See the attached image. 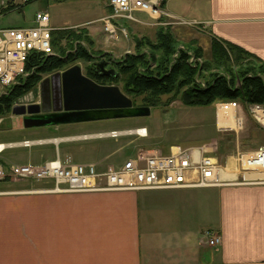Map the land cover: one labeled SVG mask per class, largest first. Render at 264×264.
Instances as JSON below:
<instances>
[{"label":"crops","instance_id":"crops-1","mask_svg":"<svg viewBox=\"0 0 264 264\" xmlns=\"http://www.w3.org/2000/svg\"><path fill=\"white\" fill-rule=\"evenodd\" d=\"M153 1L170 21L182 22L169 26L170 31L193 30L200 46L207 43L208 49L211 39L230 42L264 63V0ZM102 5L100 18L90 21L100 26L89 28L88 22L80 27L99 46L104 41L99 21L110 12L108 0H102ZM4 6H0L1 13L9 12ZM133 15V24L123 20L117 21V26L130 34L151 29L156 39L161 28L158 20L141 12ZM223 115L218 127H237L230 112ZM19 126H10L9 131H16L11 138L0 136V146H5L0 166L5 169L61 161V144L131 131L96 132L94 124L85 123L51 131L62 135L29 139V135L46 130H21L22 118ZM78 129L84 132L64 134ZM23 142L43 148L29 153L24 163L4 156L6 150L22 148ZM103 150L99 157L81 164L92 163L100 172L107 170L109 167L103 166L107 149ZM37 154L39 159L34 162L32 155ZM51 189V182H0V264H264V185L209 189L199 205L203 204L205 217L212 205L216 214L204 226L197 220V197L188 191L194 189L118 193H55ZM206 230L218 232L221 245L210 248L204 243Z\"/></svg>","mask_w":264,"mask_h":264},{"label":"built area","instance_id":"built-area-1","mask_svg":"<svg viewBox=\"0 0 264 264\" xmlns=\"http://www.w3.org/2000/svg\"><path fill=\"white\" fill-rule=\"evenodd\" d=\"M17 1L9 0L6 10H19L18 6H23L28 0H21L22 5L17 4ZM108 5L110 12L101 18V23L110 40L119 41V34L125 36V28L120 29L117 21H134L135 12L148 14L158 21L163 15L159 3L153 0H108ZM181 23L177 20L169 23L160 21L159 25L168 28L169 25ZM194 26L201 27L198 24ZM54 31L56 29L50 25L49 14L42 11L34 15L31 27L0 29V90L3 94L19 84V79L27 77L25 66L32 54L55 55L52 46ZM29 104L37 103H34L32 98L27 103L19 99L12 108ZM214 108L219 133L237 132L242 129V118L238 112L242 111L240 103L219 102L215 103ZM245 111L264 133V105H247ZM224 112L233 115L236 128L218 127L219 117ZM140 130L145 134L141 135ZM122 134L147 137L145 129L127 133L112 132L108 136L116 139ZM219 142L212 140L208 144L186 148L174 145L166 152L157 147L140 148L121 165L102 172L93 164H63L59 159L39 166L21 165L8 169L0 166V182H51L52 189L49 191L55 193L153 192L264 185V145L244 152L236 145L232 156L220 161ZM21 145L25 148L31 146L29 142H23ZM2 147L0 153L5 148ZM203 241L210 248L221 245V237L214 230L204 231Z\"/></svg>","mask_w":264,"mask_h":264},{"label":"rangeland","instance_id":"rangeland-1","mask_svg":"<svg viewBox=\"0 0 264 264\" xmlns=\"http://www.w3.org/2000/svg\"><path fill=\"white\" fill-rule=\"evenodd\" d=\"M8 1L9 0H0V3L5 5V9L8 5ZM17 4L22 5L23 2L21 0H18ZM40 11L47 12L49 14L51 26L57 27L59 30L69 29L76 31L78 28L84 26V24L100 18L99 15L102 14L103 5L102 0H32L28 4L24 5L20 11L13 9L12 11L1 13L2 11L0 10V28L6 29L29 27V20H31L34 15ZM164 16V14L161 15L162 18ZM169 18L170 16L168 17L166 15L163 21L159 20L156 23L157 26L163 27L159 25L160 21L169 23ZM134 21H136L135 18ZM134 21L127 22L133 24ZM99 22L102 26L101 19ZM86 25H89V28L100 26L96 24V22H90ZM164 28L169 29V27ZM179 30L180 31L177 33L170 31L172 36H174L175 38L176 46L178 49L182 50L185 48L188 49L200 47L202 48L204 55V60H200L201 64H206V62H208V59L209 61H211L209 58L210 49H208L207 43H203V46H200V42L192 33L193 30H185V28H180ZM99 32V35L104 40L103 43H101V46H99L96 41L93 43L91 38V43L88 45L84 44V42L82 41L77 43L81 44L84 48H88V50H90L89 52L96 57L93 60V63H108L109 69L114 70L115 72L118 71L116 67L117 63H119L124 55L128 53H125V51H131L129 54L135 53L133 45L136 38L141 39L142 36H144L152 38L151 40L153 42L155 41L154 31H152L151 29L146 30V32L144 33H142V31H135V34H130L128 30H126L125 36L119 34V41L110 40L108 38V35L105 33L104 28H101ZM76 45L77 44H75V46ZM106 52H108V56L105 55ZM209 64L210 68L209 70H207L210 73H215L217 71L221 72L220 69L213 68V65H211V63ZM91 65L92 63L77 61L68 68H65L64 70H61L59 72H63L73 66H77L81 69V72L84 76L89 77L88 72ZM205 75H208V72ZM49 76L50 75L44 77L42 80ZM114 85L118 86L121 92L125 95L123 91L124 87L120 82L114 84H106L105 86ZM2 92L3 91L0 90V96L3 95ZM127 97L132 101L134 108L143 107L141 106L140 97H138V99H134L130 96ZM31 98L34 103H40L39 85L29 94L21 98V100L27 103ZM170 98L171 97L168 96L163 97L162 101H167V105L151 108V113L148 117H127L117 118L115 120L108 119L86 122L94 124V126H96V130L93 131L96 132L127 131L129 129L133 131V129H139L140 127H142L148 131L147 137L141 138L137 137L135 134H125L119 136L118 138H116V140L111 139L108 136L97 139L72 141L68 144H61V162L63 164H81L84 162H90L91 160L95 159L94 157H99L103 149H107V153L105 155L107 156V158L104 161L103 166L106 169L108 167L116 168L129 157L134 156L135 152L140 148L150 149L151 147H157L161 149L162 152H166L169 146L179 145L183 148L198 147L204 144H208L212 140L220 141L219 159L220 161H224L229 156H232V153L235 151L236 145H238L239 149H241V151L243 152L250 151L255 149V147L257 146L264 145V133L258 129L257 125H255L250 116L246 113L244 106H242L241 108L242 111H238L240 117L242 118V129L237 130V132L228 131L226 133H219L216 127L217 119L215 116L214 105L193 108L181 105V103L177 100H172L171 102L169 100ZM20 120L21 118L13 116L11 111L3 118H0V136L6 137L8 139L11 138V135L15 134L16 131H9L10 126L14 129L21 128L19 126ZM82 124H85V122L30 129L22 127L21 130H27L29 132L46 130L40 131L38 135L32 134L28 137L29 139H38L55 134L62 135V132L51 134V131H53L55 128H78V126H81ZM81 132H84V130L78 129L77 131H71L64 134ZM237 138L239 142L237 141ZM38 148L40 149L43 147L34 145L28 148H12L6 150L4 156L9 157L15 163H24L29 153L34 154L38 152ZM93 148H97L98 150H94ZM221 148L224 150V153H222ZM54 153V159H56L57 156L55 150ZM32 159L34 162H37V159H39V154L32 155ZM89 164L92 163L82 165ZM208 190L209 189L188 190L192 193V195L197 197L198 205L196 209L198 210L197 220L199 221V226L210 224L212 218H215L216 208L214 205L210 207L211 209H209L210 212L208 213V217L204 216L205 209L203 204L199 205L202 197H205V193H210V191Z\"/></svg>","mask_w":264,"mask_h":264},{"label":"trees","instance_id":"trees-1","mask_svg":"<svg viewBox=\"0 0 264 264\" xmlns=\"http://www.w3.org/2000/svg\"><path fill=\"white\" fill-rule=\"evenodd\" d=\"M23 6H18V11ZM81 41L86 45L91 43L85 29L54 31L55 55L34 53L29 57L25 66L27 77L19 79V84L0 96V118L9 114L13 104L33 91L44 77L77 61L92 63L89 79L101 86L120 82L125 95L134 99L140 97L141 106L146 108L167 105V101H162L167 96L171 97V102L177 100L181 105L193 108L219 102H237L244 108L264 105V63L230 42L211 39V61L208 59L202 65V48L178 49L170 30L161 27L154 42L150 38H136L135 53L125 54L116 65L118 71L113 70L116 76L107 78L96 73L97 64L93 63L96 57L77 43ZM209 63L221 72L210 73Z\"/></svg>","mask_w":264,"mask_h":264},{"label":"water","instance_id":"water-1","mask_svg":"<svg viewBox=\"0 0 264 264\" xmlns=\"http://www.w3.org/2000/svg\"><path fill=\"white\" fill-rule=\"evenodd\" d=\"M106 63L96 66V73L114 77L113 70H104ZM40 103L15 106L11 113L22 118L26 129L74 123L115 120L127 117H148L151 108H134L132 101L118 86L99 85L73 66L56 72L39 83Z\"/></svg>","mask_w":264,"mask_h":264},{"label":"bare ground","instance_id":"bare-ground-1","mask_svg":"<svg viewBox=\"0 0 264 264\" xmlns=\"http://www.w3.org/2000/svg\"><path fill=\"white\" fill-rule=\"evenodd\" d=\"M139 133H140L141 135H144V134H145V132H144L143 130H140ZM2 148H3V147H2V145H1V146H0V151H1Z\"/></svg>","mask_w":264,"mask_h":264},{"label":"flooded vegetation","instance_id":"flooded-vegetation-1","mask_svg":"<svg viewBox=\"0 0 264 264\" xmlns=\"http://www.w3.org/2000/svg\"><path fill=\"white\" fill-rule=\"evenodd\" d=\"M105 63V62H104ZM104 70H106V71H108V70H110L109 69V65H108V63H106V65H105V67H104ZM108 78V77H107Z\"/></svg>","mask_w":264,"mask_h":264}]
</instances>
